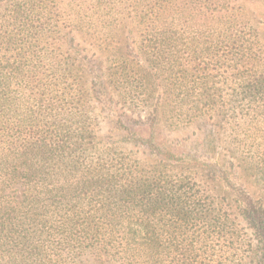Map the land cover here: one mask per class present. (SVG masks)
<instances>
[{"label":"trees","instance_id":"1","mask_svg":"<svg viewBox=\"0 0 264 264\" xmlns=\"http://www.w3.org/2000/svg\"><path fill=\"white\" fill-rule=\"evenodd\" d=\"M0 264H264V0H0Z\"/></svg>","mask_w":264,"mask_h":264},{"label":"rangeland","instance_id":"2","mask_svg":"<svg viewBox=\"0 0 264 264\" xmlns=\"http://www.w3.org/2000/svg\"><path fill=\"white\" fill-rule=\"evenodd\" d=\"M250 7L253 8V11L255 12L256 17L258 19H262V17H263V7L260 4V2L253 1L251 3ZM182 130L183 131H180V132H177V133L174 132L173 134H175V135L171 134V135H169V137H170V139H173V136L175 138L181 139L182 136L189 135L190 136L189 139L187 141L186 140L184 141V143L187 145V148H189V149H193V148H195L194 146H196L195 143L191 142V141H193L195 139V137H196L195 135L196 134H202V135H206L207 134L206 125L202 126V124H199V123H195L191 127L185 128V129H182ZM201 150L204 151V149H201ZM207 154H209V156L211 154L213 155L212 152H208ZM217 156H219V155H217Z\"/></svg>","mask_w":264,"mask_h":264}]
</instances>
